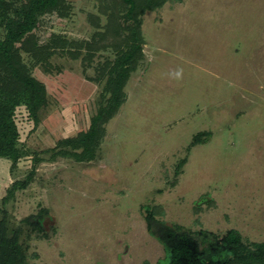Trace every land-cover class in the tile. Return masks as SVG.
Wrapping results in <instances>:
<instances>
[{"label": "rangeland", "instance_id": "obj_1", "mask_svg": "<svg viewBox=\"0 0 264 264\" xmlns=\"http://www.w3.org/2000/svg\"><path fill=\"white\" fill-rule=\"evenodd\" d=\"M70 16L45 17L38 34L90 40L104 0H69ZM144 56L106 126L96 159L51 157L58 142L88 129L102 84L92 61L56 53L33 74L46 84L38 125L16 109L29 155L12 169L0 158V219L47 208L46 236L26 228L30 264H165L169 253L150 234L146 208L168 224L218 235L238 230L264 240V0H171L148 11ZM204 133L201 142L195 135ZM36 164L34 179L3 197Z\"/></svg>", "mask_w": 264, "mask_h": 264}, {"label": "trees", "instance_id": "obj_2", "mask_svg": "<svg viewBox=\"0 0 264 264\" xmlns=\"http://www.w3.org/2000/svg\"><path fill=\"white\" fill-rule=\"evenodd\" d=\"M169 1L104 0L101 12L107 22L102 24L99 16L93 17L96 31L90 40L76 41L53 33L43 42L38 29L45 17L70 16L72 4L69 0H0V158L8 159L14 169L30 154L20 137L16 109L25 106L38 125L42 111L48 107L46 84L33 74V68L47 64L59 52L78 56L82 48L90 62L107 46L105 41L110 36L115 57L96 69L98 74L93 80L102 84V90L88 129L61 139L50 149L52 158L71 157L79 162L96 159L106 136V126L126 101L124 88L144 56V16ZM203 134L195 135L194 141L201 142ZM33 159L35 166L24 180L13 182L2 199L4 203L34 179L40 158ZM48 214L47 208H41L24 217L21 223L12 221L7 215L0 219V264H30L24 232L27 228L46 236L44 221ZM145 218L150 234L169 253V261L165 264H264V240L246 241L236 229L222 236L206 230L194 232L168 224L158 218L152 208H146Z\"/></svg>", "mask_w": 264, "mask_h": 264}]
</instances>
